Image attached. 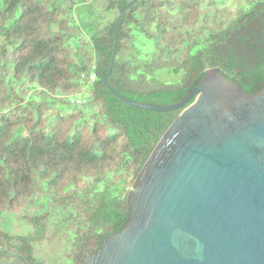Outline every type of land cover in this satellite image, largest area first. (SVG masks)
Instances as JSON below:
<instances>
[{
  "label": "trees",
  "instance_id": "trees-1",
  "mask_svg": "<svg viewBox=\"0 0 264 264\" xmlns=\"http://www.w3.org/2000/svg\"><path fill=\"white\" fill-rule=\"evenodd\" d=\"M132 1L0 0V264H85L126 227L137 176L194 103L157 113L113 96L115 39L108 86L131 102L181 103L210 69L264 89V0Z\"/></svg>",
  "mask_w": 264,
  "mask_h": 264
},
{
  "label": "water",
  "instance_id": "water-1",
  "mask_svg": "<svg viewBox=\"0 0 264 264\" xmlns=\"http://www.w3.org/2000/svg\"><path fill=\"white\" fill-rule=\"evenodd\" d=\"M116 53L115 39L103 84L120 101L157 113L195 101L137 176L126 227L85 264H264V89L210 69L181 103H134L108 86Z\"/></svg>",
  "mask_w": 264,
  "mask_h": 264
},
{
  "label": "rangeland",
  "instance_id": "rangeland-1",
  "mask_svg": "<svg viewBox=\"0 0 264 264\" xmlns=\"http://www.w3.org/2000/svg\"><path fill=\"white\" fill-rule=\"evenodd\" d=\"M98 3H95V6H94V8H93V11H94V13H96V14H98L100 11H101V9H100V7H101V5H100V1H97ZM234 3V0H231L230 1V5H232Z\"/></svg>",
  "mask_w": 264,
  "mask_h": 264
},
{
  "label": "built area",
  "instance_id": "built-area-1",
  "mask_svg": "<svg viewBox=\"0 0 264 264\" xmlns=\"http://www.w3.org/2000/svg\"><path fill=\"white\" fill-rule=\"evenodd\" d=\"M92 81L95 82L96 81V78L95 76H92ZM72 103H76V104H80L81 103V100L80 99H73L72 100Z\"/></svg>",
  "mask_w": 264,
  "mask_h": 264
}]
</instances>
